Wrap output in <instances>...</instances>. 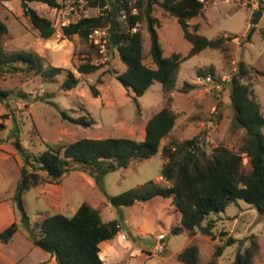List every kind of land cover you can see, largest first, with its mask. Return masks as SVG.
<instances>
[{
	"label": "rangeland",
	"instance_id": "obj_1",
	"mask_svg": "<svg viewBox=\"0 0 264 264\" xmlns=\"http://www.w3.org/2000/svg\"><path fill=\"white\" fill-rule=\"evenodd\" d=\"M59 2L62 4L59 8H50L40 2L29 3L40 15L51 20L54 26L53 35L43 39L23 15L21 0L0 1V20L8 27L7 34L2 37V48L6 52L34 51L42 56L44 65L63 67L72 71L79 80L74 88L65 91L61 86L66 78V70L53 79H44L26 71L0 72V87L8 92V96L0 100V122L4 124L0 131V146L11 154L7 160L0 161V215L5 216L7 208H10L14 218L19 217L17 224L20 228L25 227L21 223L16 204L11 199V205L7 202L20 177V168L15 162L16 155H20L9 134L13 116L17 121L22 146L28 152L38 154L46 149L43 140L52 146L81 138L128 137L142 140L147 121L166 104L162 85L157 81L143 95L136 96L117 80L116 75L124 71L126 65L110 42L101 53L92 46L89 38L83 39L78 35L67 38L62 34V25L84 16L100 15L105 7L91 5L90 0ZM204 3L203 15L188 21L191 27L198 24L196 32L209 39L220 36L235 38L224 43L225 51L207 48L180 64L175 88L168 94L172 98L169 107L177 119L169 135L161 141L159 152L146 160H133L125 168L106 173L100 186L95 183L91 187L88 182L79 178L76 170L69 171L62 179L70 196L69 209L62 214L71 216L82 202L100 203L104 220L116 219L120 225V233H124L128 241L134 246H141L147 254L154 253L146 264H185L178 260L177 254L190 244L198 247L197 264H206L214 259L217 264H228L234 260L239 250L246 249L252 254L253 264H264V216L258 213L255 206L243 200L230 203L223 212L211 213L203 221L202 225H206L208 220H216L214 240L198 229L194 236L185 228L180 233L173 234L172 228L180 225V211L176 210L170 198L155 196L147 201L121 207H114L108 200L110 195H117L148 181L159 183L158 176L164 162L161 148L170 139L182 141L197 136L208 152L218 145L238 150L244 130L230 129L234 112L230 102L229 82L237 72L240 61L252 68L242 82L250 84L264 116V13L251 40L242 43L250 26L251 13L258 7L257 1L205 0ZM152 15L158 19L156 30L163 55H187L191 43L185 39L176 18L157 3L153 4ZM137 29L142 34L143 61L152 66L150 38L144 17L138 22ZM87 60L100 64L101 67L91 74L79 73L76 70L77 64ZM209 71H212L211 74ZM185 83L190 85L184 92L182 87ZM91 85L96 88L97 96L92 95ZM61 110H66L74 117L89 116L93 119V124L83 126L72 123L61 117ZM262 132L264 135V126ZM242 163L245 169L249 168L247 157H243ZM35 192L34 189L30 190L24 197V207L31 218L33 234L38 233L35 225L39 222L40 214L37 211L45 209L35 198ZM158 233L165 234L164 249L161 252H155L154 235ZM230 236L238 241L224 247L222 254L215 257L216 247L223 246ZM20 239L21 233L17 232L11 239V244L20 242ZM114 244L117 249H122L123 243L119 239L115 238ZM119 250L118 253H121ZM37 253L33 251L29 254L32 260L40 257ZM134 260V264H141L139 254Z\"/></svg>",
	"mask_w": 264,
	"mask_h": 264
},
{
	"label": "trees",
	"instance_id": "obj_2",
	"mask_svg": "<svg viewBox=\"0 0 264 264\" xmlns=\"http://www.w3.org/2000/svg\"><path fill=\"white\" fill-rule=\"evenodd\" d=\"M128 1L90 0L91 5L105 7L103 12L97 16L81 17L75 22L62 25L61 31L67 38L78 35L88 39L93 29L108 26L109 42L116 48L120 60L126 65L125 70L116 75L117 80L125 88L132 90L136 96L143 95L155 81L161 83L166 104L147 121L144 138L142 140L128 137L81 138L58 146H52L43 140L46 149L33 154L22 146L16 118L12 117L13 126L9 134L13 137L14 147L22 160L20 177L12 199L19 210L21 223L29 231L32 242L54 256L57 264H104L99 256V244L114 238L119 233V222L116 219L104 221L98 208L82 202L71 216L62 213L45 215L35 225L38 233L33 234L30 226L31 218L24 207V194L47 182L59 183L62 176L71 170L87 173L100 186L106 173L125 168L133 160L143 161L155 155L160 150L161 141L169 135L176 123L177 116L169 107L172 98L168 94L175 88L180 64L207 48L225 51L224 43L235 38V36H220L209 39L196 32L198 24L191 27L188 21L203 15L204 1L135 0L132 5H129ZM256 1L258 7L251 13L250 26L242 43L251 40L264 13V0ZM30 2L44 3L50 8L61 7V2L59 0H21L22 13L32 28L38 32L39 37L50 38L55 31L51 20L31 8ZM154 3L176 18L185 39L191 43L187 55L180 53L163 55L156 30L158 19L152 15ZM122 11L127 15L126 21L118 19ZM142 17L147 22L152 66L143 61L141 31L138 29L132 31V27L141 21ZM7 32V25L0 20V72L26 71L40 75L44 79H53L66 70L59 66L44 65L42 56L31 50L6 52L2 48V37ZM100 67V64L87 60L78 63L76 70L81 74H91ZM250 69L252 68L244 61H240L237 72L232 75L229 82L230 102L234 112L230 129L244 130V137L237 151L225 145H218L208 152L197 136L182 141L170 139L161 148L164 162L159 174L168 183L148 181L117 195H110L108 200L111 205L131 206L155 196L171 198V203L181 214L180 225L173 227L172 233L178 234L185 228L193 236L198 229L212 240L216 238L213 231L216 220L210 219L206 225H202L203 221L211 213L223 212L230 203L238 199L255 206L258 213L264 216V135L262 132L264 116L250 84L242 82ZM211 72L209 71L210 74ZM78 81L72 71L66 70V78L61 88L65 91L70 90L77 85ZM189 85L185 83L182 91L185 92ZM90 89L92 95L97 96V90L93 85ZM7 96L8 92L0 87V100ZM60 115L63 119L75 124L83 126L93 124V119L89 116L74 117L66 110H61ZM3 128L4 124L0 122V131ZM244 156L248 158V169H245L242 163ZM16 231V223L10 224L0 231V240L7 242ZM237 241V238L228 237L223 246L216 247L214 256H220L224 247ZM177 258L185 264H197L199 261L197 245L186 246L177 254ZM206 264L217 263L214 259ZM228 264H253L252 254L248 249L239 250L234 260Z\"/></svg>",
	"mask_w": 264,
	"mask_h": 264
},
{
	"label": "crops",
	"instance_id": "obj_3",
	"mask_svg": "<svg viewBox=\"0 0 264 264\" xmlns=\"http://www.w3.org/2000/svg\"><path fill=\"white\" fill-rule=\"evenodd\" d=\"M1 147L2 146H0V148ZM2 149L4 148H1L0 150V161L7 160L8 157L11 156L9 152H5ZM15 162L17 163V166L21 168L22 160L17 155H16ZM76 173L79 176V178L88 182V184L91 185V187L95 186L94 179L91 176H89L87 173L80 171V170H76ZM67 174L68 173L62 176L59 183L47 182L44 185H39L36 188H34V190H36L35 198H37L44 205L43 207H45V209H41L37 211L40 214V219L38 221H40L45 215L53 214V213H62L64 210L69 209L68 201L70 199V196L68 193V189H65L62 184V179ZM158 180L162 184L168 183L160 175L158 176ZM15 187H14V190H15ZM29 191H27L26 193H28ZM13 194H14V191L12 195L9 196L7 199V202L9 205H11L10 199L13 201L12 199ZM25 194L23 196V200H24ZM89 204L95 208H98L101 212V209H100L101 206L99 205L100 203H95V204L89 203ZM7 209L8 210L5 213V216L0 215V231L4 230L6 227H8L12 223L17 224L19 222L18 220L19 217L18 219L14 218L13 212L10 211V208H7ZM101 216H102V212H101ZM179 220H181V214H180ZM104 221H109V220H104ZM17 232L21 233L22 239H20V242L11 244V241H12L11 239L14 238V235H13V238L11 237V239L8 240L7 242H3L0 240V263L1 264H57L54 256L44 251L40 247L36 246L32 242L31 238L29 237V233L27 229L20 228L19 225L17 224V231L14 234H17ZM120 232H121V229L114 238L110 240L102 241L99 244V249H100L99 256L103 260L104 264H134L135 263L134 258L138 257V254L140 256V263L146 264L147 259L150 256L154 255V253L147 254L146 252L143 251V248L141 246H137V245L134 246L130 241L127 240V237L122 238ZM156 235H154V237ZM115 238L119 239L123 243L122 249L120 250L117 249L116 245L114 244ZM154 240L156 241V239ZM156 245H157V241H156L155 247ZM117 250H119L121 253H118ZM33 251H35L36 253L38 252L37 254L40 255L38 259L32 260L31 257L29 256V254Z\"/></svg>",
	"mask_w": 264,
	"mask_h": 264
},
{
	"label": "built area",
	"instance_id": "obj_4",
	"mask_svg": "<svg viewBox=\"0 0 264 264\" xmlns=\"http://www.w3.org/2000/svg\"><path fill=\"white\" fill-rule=\"evenodd\" d=\"M132 1H133V3L135 2V0H129L128 1L129 5H132V3H131ZM200 1H205V0H200ZM84 17H89V16H84ZM120 19L123 21L127 20V15L124 11L121 12ZM137 25H138V23H136V25L134 27H132V31L137 30ZM89 40H90V43H92L102 53L104 51L106 45H108V42H109L108 26L98 27V28L93 29L89 35ZM118 226L120 228V225H118ZM121 237L125 238V235L122 233ZM164 237H165V234H163V233H160V234L155 236V239L157 241V245L155 247V252L163 251V249H164L163 248Z\"/></svg>",
	"mask_w": 264,
	"mask_h": 264
}]
</instances>
